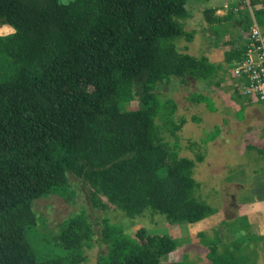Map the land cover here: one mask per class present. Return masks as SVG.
<instances>
[{
    "label": "trees",
    "instance_id": "obj_1",
    "mask_svg": "<svg viewBox=\"0 0 264 264\" xmlns=\"http://www.w3.org/2000/svg\"><path fill=\"white\" fill-rule=\"evenodd\" d=\"M67 1L0 0V25L14 29L0 36V264H40L27 235L37 224L32 204L69 198L68 175L89 185L94 207L107 202L128 217L150 210L169 224H190L214 213L193 197L195 182L185 171L195 162L163 141L155 124L165 112L170 135L180 129L167 117L175 102L155 95L163 80L217 79L206 57L173 43L192 40L179 22L187 0ZM240 2L244 32L249 8L261 6L253 15L263 26L264 0L249 8ZM242 49L239 41L233 58ZM114 97L136 99L138 108L122 111L110 103ZM191 100L209 102L202 95ZM91 234L84 217L65 220V255L51 264H82L81 246ZM101 237L107 252L95 264H162L171 247L167 237H149L145 229L127 236L106 220ZM227 255L209 247L211 264H230Z\"/></svg>",
    "mask_w": 264,
    "mask_h": 264
},
{
    "label": "rangeland",
    "instance_id": "obj_2",
    "mask_svg": "<svg viewBox=\"0 0 264 264\" xmlns=\"http://www.w3.org/2000/svg\"><path fill=\"white\" fill-rule=\"evenodd\" d=\"M202 1L187 0L185 6L187 15L184 19L179 20L183 30L192 33V40L187 42L181 37L175 38L173 43L180 52L197 58L213 59L214 62L220 63L222 68L225 66L219 73L223 82L219 81V87L216 88L211 81L206 79L189 78L181 82L177 77H169L163 80L155 88V95L161 102L168 99L175 102L174 113L167 117L172 119L175 125H179L180 129L170 135L168 131L170 123L163 120L166 117L165 112L157 117L155 124L163 141L172 146L174 151L178 150L181 156L188 157L195 162L192 170L185 171L186 175L195 182L193 197L212 208L225 209L229 206H224V204H228L230 200L235 198L239 200L240 196L249 197L245 193L236 194L233 188L227 186L226 182L232 183L235 179L247 177L246 172L252 168L250 161L253 160V154L244 149V142L248 137L242 134V131L240 133V129L236 132L240 135H234L230 131L232 125L237 124L239 127L240 125L245 127L246 123L249 125L246 111H239V100L237 98L231 100V102H237L236 106L231 105L234 109L229 107L214 110V101L219 105L226 97L231 99L235 95L232 91L233 88H237L232 80V58L239 42L235 33L242 34L236 28L234 30L233 20H228L227 23H218L213 20L215 17L213 13H208V15L205 14L207 11L203 13ZM4 35V32L0 33V36ZM194 95L205 96L209 98V102L194 103L191 100V96ZM255 101L257 100L255 99ZM110 103L122 111L138 108L136 99L122 102L114 97L110 99ZM210 104H212L210 108L213 110L208 109ZM255 107L259 110L262 109L261 104H256ZM228 129L230 132H225ZM200 155L203 157L202 162L196 161L197 156ZM67 181L71 193L69 198L50 195L37 199L32 204L37 224L27 231V235L38 255L40 264H51L55 259L65 255V250L59 241L60 227L65 220L74 216L84 217L91 225V237L81 246V252L85 257L82 264H95L99 256L107 252L106 245L101 241L104 220L110 225L120 228L127 236H131L138 229H145L149 237H167L171 240L173 247L180 245L179 240L182 239V234L177 230L180 225L182 226L181 223L169 224L165 216L150 210H146L138 216L128 217L116 207L105 203V199H103L104 204L94 207L90 203V187L87 183L72 175L67 176ZM227 216L229 217V215ZM230 223L223 226L224 232L218 230L220 235H218V231H214L209 236L211 238L219 236V239L229 238L234 230L233 222ZM185 228L186 225L181 227L184 230ZM185 232H183V240L187 238ZM188 240L193 241L192 238ZM226 243L229 245L223 244L220 249H229L228 247L233 245L229 240H226ZM174 249L171 250L170 247L165 254L160 256L159 260L162 264H175L174 261H169L175 258ZM207 251L205 248V256L208 259L209 248ZM188 255L189 253H186L182 258L184 264H189ZM193 255L191 260L196 261L195 256L197 255Z\"/></svg>",
    "mask_w": 264,
    "mask_h": 264
},
{
    "label": "crops",
    "instance_id": "obj_3",
    "mask_svg": "<svg viewBox=\"0 0 264 264\" xmlns=\"http://www.w3.org/2000/svg\"><path fill=\"white\" fill-rule=\"evenodd\" d=\"M240 1L241 0H203L202 10L203 13L207 11V13H205L206 15H208V13H213L215 16L213 18L214 21L218 18L230 17V20H233L234 23V30L236 28V30L240 31V34L245 35L247 31L244 32L243 30L244 21L242 18H239L238 14L239 10L242 11L244 8L242 4H239L241 3ZM260 7L261 6L259 5V7L256 6L254 9L250 8L249 11L253 18L254 11ZM235 8H237V11L234 10ZM227 22L228 20L220 23ZM259 28L264 32V25L259 26ZM1 32H4L5 35H10L14 32V29L8 25H0V33ZM235 35L236 39L241 42L242 35H237L236 33ZM208 60L215 66L216 77L218 78L213 82V85L218 88V82H221L222 80L220 79L219 73L225 66L222 68L221 64L216 61L214 62L213 59L211 60L208 58ZM235 60L236 58H232V68ZM232 78L237 87L232 90L235 95H233L231 99L226 97V99L223 100L222 103H219V105L214 101V110L216 111L218 108L229 107L234 109L231 105L236 106L235 103L237 102L232 101V103L231 100L237 98L239 100V111H246L249 125L247 123L245 127L241 125L239 127L237 124L232 125L233 127H230V131H232L234 135H240L238 133L236 134L240 129V133L242 131V134H245L248 137L244 142V149L250 154H253V160L250 161L252 168L250 171L246 172L247 177L243 179H235L232 183L225 182L228 187L233 188L236 194L245 193L248 194L249 197L240 196L239 200H237V198L230 200L228 204H224V206H229L225 209H215L207 204L214 210L213 214L194 223L182 224V226L186 225L185 230L181 229L182 226L180 225V228L177 231L182 234V239L179 240L181 243L179 246L175 245L173 247L171 245V250L175 248L173 252L176 255L174 259L169 260L174 261L175 264H184L182 258L186 253H189V264H211L209 257L207 259L205 256L204 249L206 248L207 251V248L210 246H216L219 251L222 252L223 249H220L221 245H229L226 243V240H229V242H232L233 244L231 247H228L231 256H226V259L230 264H264V105L254 96L242 95L233 75ZM224 81H227V79H224ZM227 91L229 92V89H227ZM255 99L257 101H255ZM256 104H261L262 109H257L255 107ZM227 131H229V129L225 132ZM201 158L202 162L203 157L201 156ZM227 215H229V217ZM230 222H233L234 230L232 231V234L229 235V238L219 239V236L218 238H211L209 236L213 234L214 231L217 232L219 230L224 232V230H222L223 226ZM184 231H186V240H183ZM219 231L218 235H220ZM214 236L216 237V234ZM189 238H192L193 241H189ZM193 254L197 255L195 256L196 261L191 260V256H194Z\"/></svg>",
    "mask_w": 264,
    "mask_h": 264
},
{
    "label": "built area",
    "instance_id": "obj_4",
    "mask_svg": "<svg viewBox=\"0 0 264 264\" xmlns=\"http://www.w3.org/2000/svg\"><path fill=\"white\" fill-rule=\"evenodd\" d=\"M251 0H242L249 8ZM237 11V8L234 9ZM250 10V8H249ZM250 29L242 34L243 49L234 61L232 75L242 95L254 96L264 105V32L256 24L251 12Z\"/></svg>",
    "mask_w": 264,
    "mask_h": 264
}]
</instances>
